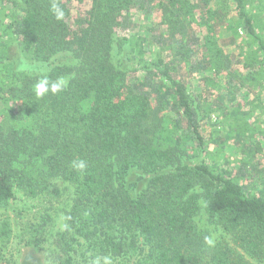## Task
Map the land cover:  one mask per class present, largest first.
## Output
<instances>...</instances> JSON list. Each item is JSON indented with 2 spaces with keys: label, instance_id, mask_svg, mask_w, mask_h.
<instances>
[{
  "label": "trees",
  "instance_id": "16d2710c",
  "mask_svg": "<svg viewBox=\"0 0 264 264\" xmlns=\"http://www.w3.org/2000/svg\"><path fill=\"white\" fill-rule=\"evenodd\" d=\"M224 1L264 71V42L244 1ZM224 1L56 0L57 20L53 0H0V209L15 189L37 197L55 188L18 241L37 254L22 264H44L47 252V264H103L106 256L112 264H264V189L251 193L218 165H193L204 152L205 116L173 75L181 61L215 88L223 73V96L235 99L240 80L219 37L232 31ZM152 12L158 21L147 26ZM143 14L145 28L126 33ZM12 44L18 59L3 65ZM42 76L66 78L68 87L37 98ZM54 201L60 227L49 215ZM200 214L220 234L199 226Z\"/></svg>",
  "mask_w": 264,
  "mask_h": 264
},
{
  "label": "rangeland",
  "instance_id": "374dc122",
  "mask_svg": "<svg viewBox=\"0 0 264 264\" xmlns=\"http://www.w3.org/2000/svg\"><path fill=\"white\" fill-rule=\"evenodd\" d=\"M222 1L224 0H220ZM243 1L246 12L253 21L257 36L264 42V0ZM220 5L223 6L222 11L225 14H227L226 11L228 12L227 17L229 22L231 21L232 31L219 29V37L227 39L226 43H229V46L224 47L223 50L225 55L231 58L233 69L237 71V80H240L239 90H235V99L223 96L228 89L227 79L223 73L219 75L216 82L218 87L215 88L210 83L205 85L201 80L203 75L197 73L196 68H190L181 61L174 63L173 75L184 83L190 96L200 104V115L205 116L198 123L200 134L205 142L204 152L200 153L197 160H193V165L200 162L210 167L218 165L222 170L228 171L235 181L246 186L248 191L258 193L264 189V71L261 68L258 69L260 63L255 53L257 49L255 41L250 40L245 34L243 23L235 16L234 10H227L225 1ZM229 7L232 8V5ZM143 17L144 14L141 17L131 18L130 31L126 33L135 34L145 28ZM157 21L156 13L152 12L151 23L148 24V21L146 23L147 26L155 25ZM157 31L164 32L163 29ZM231 38L235 39V45L230 44ZM3 53L5 55V58L1 60L3 65L8 59L15 62L19 56L14 44L6 46ZM164 60L167 61L166 58ZM244 64H249L248 69L244 68ZM251 71L253 73L249 74ZM210 76L213 77L212 74ZM240 101L242 106L236 111L234 105ZM206 105L208 108L205 109ZM219 107L221 110H215ZM211 108L214 111L205 115L206 111ZM53 189L55 188L46 189L37 197L26 196L15 189L14 200L6 209H0V227L3 226L2 229L7 231L3 235L0 231V264H22L27 257L37 260L36 251L28 247L26 249L22 245L24 242L18 243V241L20 238H28V235L33 232L34 227L32 226L39 222L48 206V196L55 194L49 192ZM60 194H63V191H60ZM52 207L49 215L55 221L56 226L60 227L61 221L58 215L61 205L54 201ZM196 220L199 226L207 225L213 233L220 234V231L206 224L203 214H200ZM50 243L51 239L47 242V246ZM46 254L48 255V252ZM46 254L43 253L44 264H47Z\"/></svg>",
  "mask_w": 264,
  "mask_h": 264
},
{
  "label": "clouds",
  "instance_id": "9594fccd",
  "mask_svg": "<svg viewBox=\"0 0 264 264\" xmlns=\"http://www.w3.org/2000/svg\"><path fill=\"white\" fill-rule=\"evenodd\" d=\"M51 12L55 19L61 20L64 17V11L59 6L58 3H56V0H53L51 4ZM68 87V80L66 78L60 77L56 80H50L47 76H42L37 80V82L34 85V92L35 96L37 98L43 97L49 92L53 95L62 92L64 89ZM72 167L79 171H84L87 167V164L84 160H74L72 162ZM204 243L208 246H212L214 244V240L211 236H205ZM93 264H100V259L97 258L93 261ZM103 264H112L110 257H104L103 258Z\"/></svg>",
  "mask_w": 264,
  "mask_h": 264
}]
</instances>
